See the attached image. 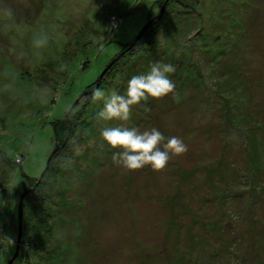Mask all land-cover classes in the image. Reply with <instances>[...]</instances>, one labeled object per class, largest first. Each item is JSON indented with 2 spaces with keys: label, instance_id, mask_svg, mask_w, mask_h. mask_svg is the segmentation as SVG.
I'll use <instances>...</instances> for the list:
<instances>
[{
  "label": "rangeland",
  "instance_id": "rangeland-1",
  "mask_svg": "<svg viewBox=\"0 0 264 264\" xmlns=\"http://www.w3.org/2000/svg\"><path fill=\"white\" fill-rule=\"evenodd\" d=\"M154 63L175 67L174 93L98 119L94 91L126 94ZM119 123L187 151L124 169L100 136ZM12 258L264 264V0H0V264Z\"/></svg>",
  "mask_w": 264,
  "mask_h": 264
},
{
  "label": "clouds",
  "instance_id": "clouds-1",
  "mask_svg": "<svg viewBox=\"0 0 264 264\" xmlns=\"http://www.w3.org/2000/svg\"><path fill=\"white\" fill-rule=\"evenodd\" d=\"M7 19L14 17L11 8L3 9ZM49 43L47 33L34 36L32 44L43 48ZM63 67V66H62ZM175 72L171 64L154 63L150 70L131 76L126 82V94L113 89L110 92L95 90L93 99L102 101V108L97 113L98 119L111 122H127L131 118L132 106L151 98H161L174 93L175 84L170 74ZM40 99L44 102L43 93ZM102 140L114 149L112 160L129 171L151 166L154 170L166 167L171 156H178L187 151V145L178 136L166 137L159 129L139 130L127 127L123 123L113 124L101 129Z\"/></svg>",
  "mask_w": 264,
  "mask_h": 264
},
{
  "label": "trees",
  "instance_id": "trees-1",
  "mask_svg": "<svg viewBox=\"0 0 264 264\" xmlns=\"http://www.w3.org/2000/svg\"><path fill=\"white\" fill-rule=\"evenodd\" d=\"M192 1H196V0H192ZM193 3H189L188 5H187V7L188 8H193ZM185 7H186V5H184ZM186 7V8H187ZM113 16H115L116 17V21H121V19H120V17L118 16V15H113ZM109 34L113 31L112 30V28H109ZM62 125H64V126H61V125H58L57 126V128L55 129V138H56V140L57 141H59V142H61L60 144H63V142L65 143V141H66V139H67V131H68V123L67 124H65L64 122H63V124ZM63 127H65V128H63Z\"/></svg>",
  "mask_w": 264,
  "mask_h": 264
},
{
  "label": "water",
  "instance_id": "water-1",
  "mask_svg": "<svg viewBox=\"0 0 264 264\" xmlns=\"http://www.w3.org/2000/svg\"><path fill=\"white\" fill-rule=\"evenodd\" d=\"M49 160H50V158L48 159L47 162H49ZM44 173H45V171H44ZM44 173H43V174H44ZM41 177H42V175H41ZM21 202H22V199L20 200V205H19V221H18V224H19V225H18V229H19V230H18V237H17V239H18V243H19V240H20V234H19V233H20V231H21V217H22V210H21V209H22V207H21L22 203H21ZM18 247H19V246L17 245V246H16V253H15V255H14V258H16V256H17V253H18ZM14 258H12V260L9 262V264H12Z\"/></svg>",
  "mask_w": 264,
  "mask_h": 264
},
{
  "label": "bare ground",
  "instance_id": "bare-ground-1",
  "mask_svg": "<svg viewBox=\"0 0 264 264\" xmlns=\"http://www.w3.org/2000/svg\"><path fill=\"white\" fill-rule=\"evenodd\" d=\"M20 242H21V240H19V243H18V239L16 240V246L18 245V246H20Z\"/></svg>",
  "mask_w": 264,
  "mask_h": 264
}]
</instances>
